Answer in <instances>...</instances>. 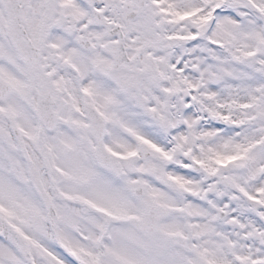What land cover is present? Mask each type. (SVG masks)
Listing matches in <instances>:
<instances>
[{
	"label": "snow or ice",
	"instance_id": "snow-or-ice-1",
	"mask_svg": "<svg viewBox=\"0 0 264 264\" xmlns=\"http://www.w3.org/2000/svg\"><path fill=\"white\" fill-rule=\"evenodd\" d=\"M0 264H264V0H0Z\"/></svg>",
	"mask_w": 264,
	"mask_h": 264
}]
</instances>
